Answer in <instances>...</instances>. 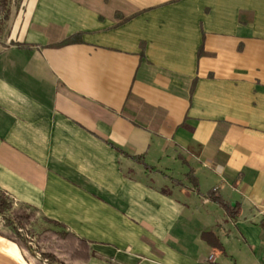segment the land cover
<instances>
[{
    "label": "crops",
    "instance_id": "obj_1",
    "mask_svg": "<svg viewBox=\"0 0 264 264\" xmlns=\"http://www.w3.org/2000/svg\"><path fill=\"white\" fill-rule=\"evenodd\" d=\"M0 189L35 208L32 228L87 239L67 264H258L264 0H10ZM0 264L29 263L0 236Z\"/></svg>",
    "mask_w": 264,
    "mask_h": 264
},
{
    "label": "trees",
    "instance_id": "obj_2",
    "mask_svg": "<svg viewBox=\"0 0 264 264\" xmlns=\"http://www.w3.org/2000/svg\"><path fill=\"white\" fill-rule=\"evenodd\" d=\"M6 3L7 0H0V32L8 13ZM75 38L76 34H73L55 42L54 45ZM106 142L115 149L123 151L110 142ZM127 155L139 161L144 169L157 170L155 166L145 163L141 154ZM184 175L194 186L195 178L190 168L184 172ZM161 191L167 192L165 188H161ZM207 196L223 206L231 217L235 216V211L225 205L223 200L214 194V190L210 189ZM34 217L35 208L33 206L15 203L7 193L0 189V236L14 242L29 264H67V261L70 260H86L89 257L90 246L87 239L66 229L60 221L44 218L46 221L58 225L59 229L42 228L32 237L31 222ZM201 236L212 246L220 247V242L212 231H201Z\"/></svg>",
    "mask_w": 264,
    "mask_h": 264
},
{
    "label": "rangeland",
    "instance_id": "obj_3",
    "mask_svg": "<svg viewBox=\"0 0 264 264\" xmlns=\"http://www.w3.org/2000/svg\"><path fill=\"white\" fill-rule=\"evenodd\" d=\"M10 0H7V3H6V7H7V10H8V3H9ZM8 12V11H7ZM8 14V13H7ZM34 219V218H33ZM43 221V223H42ZM42 221H36L34 224H33V228L31 229L32 230V237L35 236V234L40 231L42 228H51V229H59V226L58 225H54L48 221H46L45 219H43Z\"/></svg>",
    "mask_w": 264,
    "mask_h": 264
},
{
    "label": "built area",
    "instance_id": "obj_4",
    "mask_svg": "<svg viewBox=\"0 0 264 264\" xmlns=\"http://www.w3.org/2000/svg\"><path fill=\"white\" fill-rule=\"evenodd\" d=\"M258 264H264V257Z\"/></svg>",
    "mask_w": 264,
    "mask_h": 264
}]
</instances>
